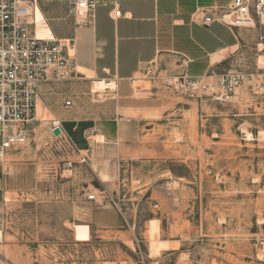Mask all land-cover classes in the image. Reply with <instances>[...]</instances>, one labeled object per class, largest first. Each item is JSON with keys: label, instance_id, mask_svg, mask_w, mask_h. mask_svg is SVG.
<instances>
[{"label": "rangeland", "instance_id": "obj_1", "mask_svg": "<svg viewBox=\"0 0 264 264\" xmlns=\"http://www.w3.org/2000/svg\"><path fill=\"white\" fill-rule=\"evenodd\" d=\"M74 2L37 0L35 30L70 39ZM245 29L235 57L201 76L243 74L229 102L164 89L166 112L128 140L52 132L81 105H108L106 91L70 97L69 79L42 92L32 133L0 163V264H264V24ZM141 77L138 96L152 83ZM113 210L116 226H99ZM151 239L172 242L152 255Z\"/></svg>", "mask_w": 264, "mask_h": 264}, {"label": "crops", "instance_id": "obj_2", "mask_svg": "<svg viewBox=\"0 0 264 264\" xmlns=\"http://www.w3.org/2000/svg\"><path fill=\"white\" fill-rule=\"evenodd\" d=\"M230 2L97 0L87 20H75L70 30L76 66V74L70 79V86H74V89L70 88V97H74L78 87L85 101L88 100L90 84L92 93L106 91L108 99H104L110 100L108 103L111 105H98L97 110L90 104L81 105L70 113L65 123L67 128L59 125L62 132L66 131L70 139L76 136L79 140L83 138L87 142L82 140V143L90 145L89 132H100L105 141L118 143L121 139L128 140L129 135L150 130L152 116L156 113L161 116L168 109L165 97L170 92L152 82L149 88H139L137 92L142 96H138L132 83L141 79L143 69L151 64L165 68L173 77L182 73L202 76L218 71L224 61L234 58L246 29L228 27L217 21L207 26L203 24L206 10L225 8ZM114 6L121 11V16H113ZM30 20L35 21L34 13ZM105 80H114L116 88L105 90ZM50 86H42L41 93ZM110 92L116 93L109 97ZM73 103L71 100L70 107ZM75 103L80 105L82 100L79 98ZM40 110L39 102L38 117ZM79 150H86L85 145ZM84 204L90 205L91 202L84 200ZM109 216V223L99 224L106 230L116 226L114 224L118 221L116 211ZM75 227L82 239L93 232L90 223Z\"/></svg>", "mask_w": 264, "mask_h": 264}, {"label": "built area", "instance_id": "obj_3", "mask_svg": "<svg viewBox=\"0 0 264 264\" xmlns=\"http://www.w3.org/2000/svg\"><path fill=\"white\" fill-rule=\"evenodd\" d=\"M35 4L34 0H0V163L13 147L26 143L39 121L36 108L41 87L65 82L76 74L73 42L52 34L40 35L34 28L35 21L27 19L33 16ZM96 4L97 0H79L69 11L80 22L87 20ZM112 14L122 15L115 6ZM263 15L264 0H231L225 8L206 10L203 24L217 21L232 28H254L256 23L264 24ZM142 75L181 95L198 98L203 93L217 102H229L244 79L237 72L217 75L210 82L185 73L173 77L156 64L145 67ZM70 105L71 100H65L64 107ZM86 199L95 201V194H87Z\"/></svg>", "mask_w": 264, "mask_h": 264}, {"label": "bare ground", "instance_id": "obj_4", "mask_svg": "<svg viewBox=\"0 0 264 264\" xmlns=\"http://www.w3.org/2000/svg\"><path fill=\"white\" fill-rule=\"evenodd\" d=\"M35 2H36V0H34ZM77 1H79V0H77ZM36 6H34L33 7V9H32V14L34 13V11H35V8ZM26 9L29 11L31 8H29V7H26ZM78 11H80V13H81V15H83V10L80 8V9H78ZM80 15V16H81ZM30 18H31V16H28V20L29 21H31L30 20ZM262 19H263V21H264V15H263V17H262ZM212 76V75H211ZM209 77H210V75H209ZM205 79V78H204ZM133 83H136V81H134ZM104 89L105 90H114L115 88H116V83H115V81L114 80H105L104 81ZM137 86V85H136ZM39 101V100H38ZM37 104H38V102H37ZM36 115H37V118H38V120H39V117H38V113H37V108H36ZM53 125H57L58 127H59V121L58 120H54L53 121ZM61 130V129H60ZM62 131V130H61ZM61 134V133H60ZM59 134V135H60ZM96 136V139H97V141H99V142H104L105 141V139H104V135L102 134V133H97V135H95ZM102 176V178L103 179H107L108 178V175H106L105 173H102L101 174ZM2 241V232L0 231V242ZM150 244H149V249H150V251H151V254L152 255H156L161 249H167L168 248V242L166 241V240H161V239H151L150 240V242H149Z\"/></svg>", "mask_w": 264, "mask_h": 264}, {"label": "water", "instance_id": "obj_5", "mask_svg": "<svg viewBox=\"0 0 264 264\" xmlns=\"http://www.w3.org/2000/svg\"><path fill=\"white\" fill-rule=\"evenodd\" d=\"M52 132H53V134L54 135H59L60 133H61V130H60V128L59 127H54L53 129H52Z\"/></svg>", "mask_w": 264, "mask_h": 264}]
</instances>
